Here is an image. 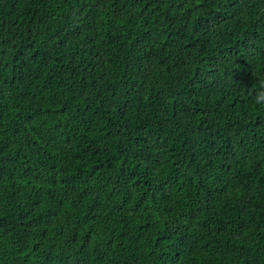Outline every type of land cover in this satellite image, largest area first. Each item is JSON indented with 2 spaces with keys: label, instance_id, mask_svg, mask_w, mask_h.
<instances>
[{
  "label": "trees",
  "instance_id": "trees-1",
  "mask_svg": "<svg viewBox=\"0 0 264 264\" xmlns=\"http://www.w3.org/2000/svg\"><path fill=\"white\" fill-rule=\"evenodd\" d=\"M264 0H0V264H264Z\"/></svg>",
  "mask_w": 264,
  "mask_h": 264
},
{
  "label": "clouds",
  "instance_id": "clouds-1",
  "mask_svg": "<svg viewBox=\"0 0 264 264\" xmlns=\"http://www.w3.org/2000/svg\"><path fill=\"white\" fill-rule=\"evenodd\" d=\"M250 96L255 105L264 106V81L253 86Z\"/></svg>",
  "mask_w": 264,
  "mask_h": 264
}]
</instances>
